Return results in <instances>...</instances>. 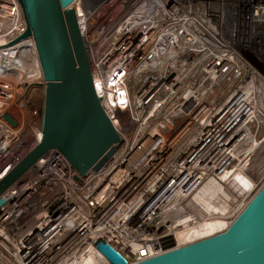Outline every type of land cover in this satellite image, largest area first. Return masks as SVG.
<instances>
[{"label":"built area","instance_id":"built-area-1","mask_svg":"<svg viewBox=\"0 0 264 264\" xmlns=\"http://www.w3.org/2000/svg\"><path fill=\"white\" fill-rule=\"evenodd\" d=\"M71 7L120 142L85 176L49 151L0 195V264H111L100 242L136 264L226 231L264 186V0ZM26 27L19 1L0 0V180L43 137L35 42L11 44ZM234 181L254 188L237 210Z\"/></svg>","mask_w":264,"mask_h":264},{"label":"water","instance_id":"water-1","mask_svg":"<svg viewBox=\"0 0 264 264\" xmlns=\"http://www.w3.org/2000/svg\"><path fill=\"white\" fill-rule=\"evenodd\" d=\"M46 81L41 142L0 180V195L49 151L62 155L78 173L100 170L120 137L94 89L88 52L71 5L77 0H18ZM12 124L16 123L7 117ZM98 250L111 264L127 260L105 242ZM136 264H264V186L224 232Z\"/></svg>","mask_w":264,"mask_h":264},{"label":"bare ground","instance_id":"bare-ground-1","mask_svg":"<svg viewBox=\"0 0 264 264\" xmlns=\"http://www.w3.org/2000/svg\"><path fill=\"white\" fill-rule=\"evenodd\" d=\"M236 188H235V195L233 200L234 209H240V207L248 200V196L250 193L253 192L254 188H252L253 184L250 182H238L234 181ZM247 199V200H246ZM222 226V222L215 221L213 223L203 224V227H200L196 230L197 234H204L209 230H213Z\"/></svg>","mask_w":264,"mask_h":264},{"label":"rangeland","instance_id":"rangeland-1","mask_svg":"<svg viewBox=\"0 0 264 264\" xmlns=\"http://www.w3.org/2000/svg\"><path fill=\"white\" fill-rule=\"evenodd\" d=\"M44 100H45V88H36L31 97V102L35 105L33 109H35L36 111V113L30 117V119L32 118L33 123L38 124L42 122V111H43ZM32 147L33 146L31 142H26L23 148L19 150V154L23 155L24 157L32 149ZM252 193H250L248 198L252 195Z\"/></svg>","mask_w":264,"mask_h":264}]
</instances>
